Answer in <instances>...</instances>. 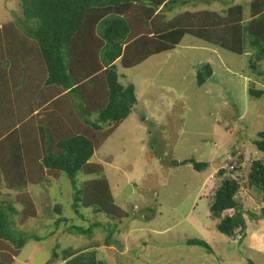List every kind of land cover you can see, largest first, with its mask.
Instances as JSON below:
<instances>
[{"label": "rangeland", "instance_id": "374dc122", "mask_svg": "<svg viewBox=\"0 0 264 264\" xmlns=\"http://www.w3.org/2000/svg\"><path fill=\"white\" fill-rule=\"evenodd\" d=\"M182 1L186 0L172 3L169 17L200 9L223 14L240 4L245 26L253 0ZM20 3L0 0V25H23ZM245 35L241 54L187 32L173 49L139 65L125 69L117 63L121 83L135 86L137 103L132 113L90 159L100 173L80 172L74 183L62 172L57 178L49 176V181L18 187L31 193L38 215L36 221L17 227L28 238L13 264H66L67 259L69 264H264V202L248 185L252 161L264 163V151L254 143L264 130V94L260 98L249 94L250 88L264 90V58L250 70L251 59L260 51L250 46L247 31ZM206 64L213 72L199 85L198 71ZM38 112L42 116L29 120L34 119L39 131L58 130L59 117L44 108ZM96 118L93 113L91 119ZM185 159L208 166L196 170L190 163L180 164ZM220 168L234 172L232 176L241 182L236 199L248 227L243 240L221 233L216 227L220 218L210 211L224 178ZM102 176L115 204L124 211L122 217L83 207L76 213L72 207L82 183ZM6 183L0 170V205L9 200L21 211L15 199L19 189ZM8 215L20 217L18 212ZM57 218L68 221L56 224ZM70 226L91 231L70 233ZM108 236L112 246L105 245ZM192 239L205 241L209 248L187 244ZM66 245L77 249L64 256ZM55 246H61L60 259H53Z\"/></svg>", "mask_w": 264, "mask_h": 264}, {"label": "trees", "instance_id": "16d2710c", "mask_svg": "<svg viewBox=\"0 0 264 264\" xmlns=\"http://www.w3.org/2000/svg\"><path fill=\"white\" fill-rule=\"evenodd\" d=\"M176 2L21 0L23 25L18 27L13 22L0 25V139L7 137L9 131L15 132L11 137L15 140L13 144L0 148V170L7 187L18 190L28 183L49 181V176L60 177L62 172L75 183L80 172H101L96 169L98 164L93 165L90 159L130 116L137 103L135 86L121 83L117 63L125 69L139 65L152 55L173 49L187 32L241 54L247 31L250 46L260 51L249 64L250 70L256 69L259 60L264 58V0L251 2L250 19L245 26L240 4L228 7L223 14L200 9L185 10L169 17L172 3ZM212 72L209 64L204 65L198 71V84H203ZM13 79L20 82L18 86L12 84ZM249 94L260 98L264 90L250 88ZM47 101L56 108L48 113L59 117L58 130L39 131L34 119L29 118L19 123L22 104H30L32 108L47 107ZM93 113L95 120L91 119ZM254 143L258 150L264 151V130L257 133ZM187 163L196 170L208 166L194 159L180 162ZM232 173L220 168L219 174L224 178L210 211L220 218L216 227L221 233L243 240L248 227L245 212L236 199L242 187ZM102 177L99 181L82 183L76 190L72 207L76 213L83 207L94 213L103 211L108 217H122L124 211L115 204ZM95 181L99 183L97 188ZM248 185L264 202V163L261 160L252 161ZM15 199L21 211L9 200L0 205V264H13L28 238L17 227L31 219L36 221L38 215L37 204L28 190L19 189ZM7 202L9 212L4 208ZM56 207L61 211L60 206ZM14 212L20 215L18 220L10 219L8 214ZM261 216H264V207ZM56 221L59 224L68 219L57 218ZM67 231L81 235L91 228L70 226ZM110 238L105 239L106 246H112ZM187 244L209 248L200 239L188 240ZM67 247L64 256L77 249ZM59 249L61 246L53 249V259H60Z\"/></svg>", "mask_w": 264, "mask_h": 264}, {"label": "crops", "instance_id": "0c3cea01", "mask_svg": "<svg viewBox=\"0 0 264 264\" xmlns=\"http://www.w3.org/2000/svg\"><path fill=\"white\" fill-rule=\"evenodd\" d=\"M19 83L20 82L17 79L16 80L15 79L12 80V84H14V85H17L18 86ZM45 106H43V107H37V108L33 107L32 108L30 104H22V108H21V114H22V116L20 117L19 123L25 121L26 119L30 118L31 116H36L37 114H39V113H36V112L39 109H41V108H44V112L46 111V113H48V110H50V109L56 110V108L54 109V107H53V105H52L51 102L48 103V101H47V107H45ZM14 129H12V130H14ZM13 133H15V132L14 131H9V133H7V137L10 135L8 138L4 136L2 139H0L1 140L0 141V148L2 146H4V145H9L10 146V145L13 144V142L15 141V140H12V138H11L12 135H13ZM4 141H7V143L6 144H3ZM20 179H23V177H21ZM69 258H71V257H69ZM98 261L100 263H102L100 260H98ZM65 263L66 264H69L68 259H67V261Z\"/></svg>", "mask_w": 264, "mask_h": 264}]
</instances>
